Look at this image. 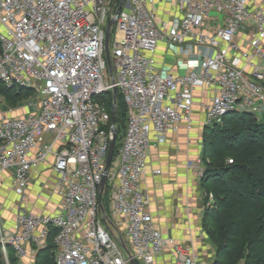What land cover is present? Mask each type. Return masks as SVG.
Wrapping results in <instances>:
<instances>
[{
    "label": "built area",
    "instance_id": "built-area-1",
    "mask_svg": "<svg viewBox=\"0 0 264 264\" xmlns=\"http://www.w3.org/2000/svg\"><path fill=\"white\" fill-rule=\"evenodd\" d=\"M125 1L111 31L112 83L104 25L120 0H0V83L29 88L38 99L34 110L0 115V171L13 170L22 201L32 167L51 156L60 197L53 213L18 208L12 231H0L3 255L10 248L24 259L28 243L39 250L55 230L54 264H156L167 244L174 264H212L161 236L141 179L151 143H163L179 123L192 127L198 88L208 93L197 102L204 127L233 111L264 114V0H174L176 13L161 22L156 0ZM162 40L181 56L201 47L197 66L157 69ZM113 86L127 118L102 211ZM188 166L204 176L201 158Z\"/></svg>",
    "mask_w": 264,
    "mask_h": 264
},
{
    "label": "crops",
    "instance_id": "crops-1",
    "mask_svg": "<svg viewBox=\"0 0 264 264\" xmlns=\"http://www.w3.org/2000/svg\"><path fill=\"white\" fill-rule=\"evenodd\" d=\"M154 9L158 22L176 13L174 0H156ZM193 51L189 56H181L166 40H162L154 55L156 67L172 73H181L195 67L202 48L195 47ZM205 97L207 91H196L195 113L190 129H187L185 123H179L176 128L169 130L163 143H151L141 187L148 196V209L161 236L182 245L201 262L213 264L215 247L202 225L206 207L204 189L194 169L187 165L188 161H195L202 155L203 111L197 102ZM52 164L53 158L48 156L32 167L26 196L22 201L13 189V170L0 171V231H12L20 206L36 213H53L57 210L60 197ZM26 248L28 254L24 259H18L19 264H34L38 250H34L29 243ZM10 252L14 254L11 249ZM174 259L172 245L167 244L155 262L174 264Z\"/></svg>",
    "mask_w": 264,
    "mask_h": 264
},
{
    "label": "trees",
    "instance_id": "trees-1",
    "mask_svg": "<svg viewBox=\"0 0 264 264\" xmlns=\"http://www.w3.org/2000/svg\"><path fill=\"white\" fill-rule=\"evenodd\" d=\"M0 87L17 92L18 101L33 92L2 83ZM111 103L112 93H108L109 110ZM203 144L202 160H209L212 166L205 169L201 185L212 193L214 202L205 207L202 225L215 245L213 264L239 260L264 264V114L258 118L249 112H229L221 124L204 127ZM102 202L107 208L106 190ZM54 234L55 230L49 232L34 264H54ZM7 256L9 264H19L10 248Z\"/></svg>",
    "mask_w": 264,
    "mask_h": 264
},
{
    "label": "rangeland",
    "instance_id": "rangeland-1",
    "mask_svg": "<svg viewBox=\"0 0 264 264\" xmlns=\"http://www.w3.org/2000/svg\"><path fill=\"white\" fill-rule=\"evenodd\" d=\"M249 31H250V29L249 30L246 29V31H244V32L247 35L249 33ZM241 37H244V36H241ZM114 41H115V34H114V32H112L111 36H110V40H109V53H110L111 59L113 58L112 57V50H113ZM198 89L201 90V88H198ZM16 93H14V92L10 93L7 90L0 87V115L1 114L10 115V114H14V113L22 112V111H29V110L31 111V110H34L35 107H37L38 99H37V96L35 95L34 92L30 93L27 97H25V99L19 100V101H18V98L15 96ZM207 96H208V93H207ZM206 99H207V97L200 98L198 102H200L201 100H206ZM10 109H12L13 111L10 112ZM126 116H127V108H126L125 104L123 103V101L121 100V98L117 92V105H116V118H115L117 134H116V141H115V147H114L112 162H111V165L109 168L110 173L114 172L115 158L117 156L119 146L121 145V142H122L124 134H125ZM256 116L259 118L262 115L258 114ZM203 146H204V144H203V139H202V147H201L202 149H203ZM199 158L202 159V155ZM202 164H203L204 172H205V169L207 168V166H209V167L212 166L211 165L212 163L210 164L209 160L206 162H204L202 160ZM187 165H188V162H187ZM196 176H197V174H196ZM199 180L201 182V178H199ZM204 194H205V196H204L205 203L204 204H205V206L209 207L214 202V196L212 195V193H207L205 191V189H204ZM8 261L9 260H8L7 253L3 256L2 255L0 256V263L9 264ZM235 264H242V260L237 261Z\"/></svg>",
    "mask_w": 264,
    "mask_h": 264
},
{
    "label": "water",
    "instance_id": "water-1",
    "mask_svg": "<svg viewBox=\"0 0 264 264\" xmlns=\"http://www.w3.org/2000/svg\"><path fill=\"white\" fill-rule=\"evenodd\" d=\"M124 2L127 5V2L125 0H120L118 6L115 9L114 14L107 18L105 25H104V58L106 61L107 70H108L110 80L112 83H113V73H112L110 53H109V45L108 44H109L111 31L113 29L115 15L121 9ZM111 92H112V105H111L112 120H111V128H110L111 139L109 142V147H108V151H107L106 158H105L103 174H102L101 182L99 185V191H98L99 207L102 211H103V205H102V200H101L102 199V191L104 189V185H105L106 180H107L108 171H109V168H110V165L112 162V157H113L114 147H115V141H116V134H117V128H116V124H115L116 105H117V88L115 86H113ZM121 246L125 250L126 255L130 256L129 251H128L126 245L124 244V242H122V240H121ZM129 264H135V261L132 258H130Z\"/></svg>",
    "mask_w": 264,
    "mask_h": 264
}]
</instances>
